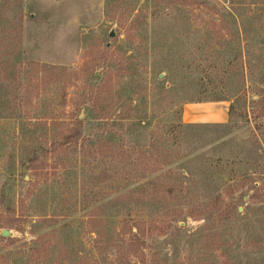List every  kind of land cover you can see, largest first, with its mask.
<instances>
[{
  "label": "rangeland",
  "instance_id": "374dc122",
  "mask_svg": "<svg viewBox=\"0 0 264 264\" xmlns=\"http://www.w3.org/2000/svg\"><path fill=\"white\" fill-rule=\"evenodd\" d=\"M3 228L0 264H264V0H0Z\"/></svg>",
  "mask_w": 264,
  "mask_h": 264
},
{
  "label": "trees",
  "instance_id": "16d2710c",
  "mask_svg": "<svg viewBox=\"0 0 264 264\" xmlns=\"http://www.w3.org/2000/svg\"><path fill=\"white\" fill-rule=\"evenodd\" d=\"M42 72H44V73H47V72H53V73H57V72H55V70L54 69H49V68H47V67H44L43 69H42ZM58 74H63V72H61V71H58ZM215 100H224V98H215ZM79 124L81 125V121L79 122ZM77 132H78V129H77ZM61 137L64 139V142H69L70 140H69V137H70V135H71V133H69V132H61ZM0 239H1V237H0ZM34 257H36L35 256V254H34Z\"/></svg>",
  "mask_w": 264,
  "mask_h": 264
},
{
  "label": "water",
  "instance_id": "95a60500",
  "mask_svg": "<svg viewBox=\"0 0 264 264\" xmlns=\"http://www.w3.org/2000/svg\"><path fill=\"white\" fill-rule=\"evenodd\" d=\"M109 35L113 36L114 33L110 32ZM11 235H12V233H11V231L9 229H7V228L0 229V236L1 237L11 236Z\"/></svg>",
  "mask_w": 264,
  "mask_h": 264
}]
</instances>
